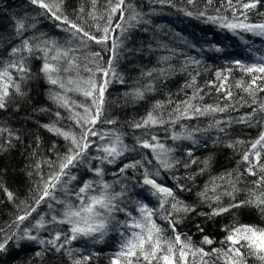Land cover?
<instances>
[{
    "label": "snow or ice",
    "instance_id": "snow-or-ice-1",
    "mask_svg": "<svg viewBox=\"0 0 264 264\" xmlns=\"http://www.w3.org/2000/svg\"><path fill=\"white\" fill-rule=\"evenodd\" d=\"M154 3L161 5L174 6L172 0H153ZM30 3L43 10L38 15L50 16L53 21L58 22L57 27L68 34L69 39L65 43H60L46 34L25 36L29 30L36 29L35 22H29V18L16 19L14 32L16 39L19 40L8 51V60L0 62V110L7 109V100L11 91L18 95H27L22 91L21 83H27L33 78L34 73L30 61L32 59L40 60L41 65L39 73L43 76L45 82L50 86L49 99L57 109H64L67 113V119L72 121L79 133L59 126V121L63 119L61 112L57 110L54 115L56 121L41 125L56 136L62 137L67 142L66 150L56 154V160H38L34 165L36 171L40 173L41 166L47 164L51 171L45 178L40 174V180L35 186L34 204H28L22 207L17 205L19 214L5 228H0V257H7L12 248L19 249L23 242L34 243L40 246V250L35 252V257L43 262L49 253L60 254L68 257L71 264H90L92 255L81 254L82 250L74 247V242L80 240H90L92 243L103 242L106 236L114 228L119 233V250L115 252L110 260V264H190L189 256L193 258L191 264H196V258L199 257V264H210L205 257L216 256L217 260H222L223 264H247L249 257H255L264 264V228L255 225H232L225 227L222 231L226 236L220 241L221 248H213L211 252L203 247L193 244L191 236L178 231L177 225L180 224L189 214L196 213L198 216L211 220L229 212L233 208H240L251 205L264 214V131L258 138L249 142L250 147L243 153L241 162L246 167L244 172L249 176L255 177L251 181L253 188L248 190V198L236 201V193L241 191L236 183L228 181L229 188L220 191L223 185L217 184V179L213 178L206 183L204 188L196 195L201 204L207 206L210 211L197 212L195 204H189L181 199L177 194L179 192H191L192 189L182 180L195 182L197 175L202 174L211 165V158L202 161L204 167L199 172L180 176L176 170L183 166L185 169L197 163L193 158V151H187L188 159L182 161L174 156L176 149L166 146L162 143L158 135L151 132L152 128L170 125L173 128L178 121L182 119H194L198 116L208 114L223 113L228 108L233 107L231 100L233 92L228 85L231 69H226L225 73L216 72L218 84L210 82L211 87H215L217 92L223 91L224 100L228 104L217 103L215 105H205L195 103L197 99L203 100L199 95L203 89L196 87V76L193 75L191 82L185 87L193 88L192 96L175 103L172 111L168 112V119L164 118L162 109L165 108L163 101H156L152 110L139 121L131 123L134 130L144 129L140 136H136V144L128 145L124 142L123 135L116 129L100 131L98 124H115L116 121L105 116V93L108 86L116 80L124 83L123 76L117 72L114 65L117 49L121 48L124 39H127L125 33L129 28L138 24H147L144 14L126 0H107L105 13L106 22L100 24L99 21L104 16L98 13V0H91L92 8L87 13V19L84 18V7L81 6L76 20L70 19L63 10L64 0H30ZM187 3L195 4V0H187ZM213 0H207L206 8L211 5ZM228 9L232 11V19L226 16H206V11H201L200 16H206L208 21L219 22L221 28H227L233 34L237 30L252 33L256 36L264 37V22H249L248 11L257 9V6L264 4V0H227ZM223 6V5H222ZM238 6V7H237ZM119 12L120 20L125 21V12H128V28L123 27L121 23H116L113 27V18ZM219 12V9H217ZM239 12V15L237 13ZM186 15H193L192 12L185 10ZM264 16V13H258ZM242 17V18H241ZM35 20V18H31ZM88 19L94 23L91 27L100 32L97 36L86 27ZM77 21H83L78 23ZM135 22L133 24L132 22ZM120 29V36H113L116 29ZM109 41L111 46L109 47ZM89 42L100 45L104 51H111L112 57L107 60V67L102 63L104 58L101 52H85L89 47ZM219 51L220 49H216ZM83 59V63H82ZM170 59L168 56L160 58L161 64H166ZM194 64L200 62L194 58H189ZM240 71L251 76L250 81H237L236 87L248 94L251 103L247 104L252 108L250 113H245L236 120V123L246 124L248 126L264 125V98L259 97V93H264V63L244 64L237 60ZM93 65V67H89ZM174 69L171 65L159 69L142 71L143 77H154L164 79L172 74ZM82 73H88L87 76ZM98 74L100 76L98 77ZM198 75V73H197ZM156 85L153 81L140 88L133 89L126 93L132 100L145 99L146 93L154 92ZM75 94L83 97L82 100H76ZM243 99V98H242ZM174 102L169 99L168 104ZM244 106V105H242ZM47 111V109H40ZM223 123L217 120L215 122L219 132H226V128L219 127ZM233 121L227 124L231 127ZM211 128L212 125H209ZM208 129L186 128L181 125V131H171L170 138L173 141L188 140L196 145V134L199 131ZM165 131H168L165 128ZM0 137H6L4 144L8 147L13 146V141H21L22 138L18 132L11 128L0 125ZM237 144H243L244 141H237ZM206 146V145H205ZM95 151V155L90 153V149ZM137 147L151 151L152 157L142 154L140 159H135L123 163L113 175L126 174L129 169H140L141 180L137 184L141 187L148 186L150 194L158 200V207H149L142 201H136V211L139 215H133L125 206L124 197L127 195V185L124 180H117L109 183L104 180V165H116L126 153L136 151ZM228 147L235 148V144H229ZM39 148V138L37 137V149ZM55 148V145H53ZM0 150H7L4 145H0ZM33 157L38 155L37 151L32 153ZM156 161L158 167L152 166V160ZM92 161H98L96 166ZM87 167L98 179H89L82 182L76 189H70L68 186L77 180L73 169ZM168 172L170 178L175 182V189L161 184L159 177L161 172ZM32 175V173H29ZM231 173L228 176L231 177ZM243 173L236 177L240 180ZM124 179H127L124 176ZM120 184V191L115 190V185ZM7 199L14 202V193L9 191L3 185ZM230 189V190H229ZM57 193H63L64 198L57 196ZM224 196H228L231 202L227 205L222 203ZM75 198L74 202L72 198ZM46 204L49 210L48 214H39L38 219L30 227H22L24 222L32 217L33 213L41 205ZM216 205L213 207V205ZM55 205L62 207L57 209ZM118 213H124L126 219L119 220ZM50 215V219L47 216ZM167 221L172 230V236L165 235V230L156 222V217ZM60 225H67V230H63ZM200 232L204 228L196 225ZM41 232H48V237L44 238ZM202 244L212 245L213 239L204 235ZM226 246V247H225ZM95 255V253H93ZM212 264H215L213 261Z\"/></svg>",
    "mask_w": 264,
    "mask_h": 264
},
{
    "label": "trees",
    "instance_id": "trees-1",
    "mask_svg": "<svg viewBox=\"0 0 264 264\" xmlns=\"http://www.w3.org/2000/svg\"><path fill=\"white\" fill-rule=\"evenodd\" d=\"M115 0H113V3ZM132 4L137 11L144 14V19L148 20L147 24H138L128 29L125 33L127 39L121 48L117 49L114 65L118 73L124 78V83L116 80L108 86L105 93V116L116 121L115 124H98L97 128L100 131L116 129L123 135L124 142L130 146L136 144V136L142 135L144 129L134 130L131 123L139 121L152 110L156 101H163L165 108L163 112L164 118L168 119V112L172 111L175 103H179L192 96L193 88L185 87L191 82L192 76H196V87L203 89L199 95L203 96V100L197 99L194 101L198 104L215 105L228 104V100H224L223 91L217 92L215 87L210 86V82L219 83L216 79V72H225L226 69H231L230 78L227 82L233 92L231 104L233 107L228 108L223 113L208 114L198 116L194 119H182L177 122L173 128L170 125H165L163 128H152L151 132L158 135L160 141L168 147L176 149L174 156L182 161L188 159L187 151H193V158L197 163L191 165L188 169L180 166L176 170V174L184 176L186 174L199 172L204 165L202 161L211 158V165L202 174L195 178V182L182 180L181 183L187 184L191 192H179L177 194L181 199L189 204L197 206V212H207L210 209L201 204L197 193L201 191L206 183H209L213 178L224 177L217 179L216 183L223 185L224 189L229 188L228 181L232 180L236 183L237 188L241 191L237 192L236 201L245 200L248 198V190L254 185L251 181L255 177L249 176L244 172L246 165L241 162L243 153L250 147L251 141H254L262 131L264 125L248 126L246 124L236 123L239 117L245 113H250L252 108L245 104L251 103V99L242 88L236 87L237 81H250L251 76L240 71L238 65L234 62L239 60L244 64L264 63V37L253 35L252 33L237 30V34H233L227 28H221L219 22L213 23L208 21L206 16H226L229 20L232 19V11L227 10V0H213L211 5L206 8L207 0H195V4H188L187 0H172L174 6L167 4L161 5L154 3L153 0H126ZM107 0H98V13L104 16L100 20V24L106 22L107 16L105 6ZM223 5V6H222ZM84 7V18L87 19V13L92 8L91 0H64L63 10L70 19L76 20L79 14L80 7ZM238 7V6H237ZM219 9V12H217ZM185 10L192 12L193 15H186ZM43 10L33 6L30 0H0V62L9 59L7 53L12 46L19 43L15 37L14 25L16 19L29 18V22L36 23V29L29 30L25 36L33 34H46L48 37L54 38L60 43H65L69 39L67 33L57 27L56 21H53L50 16L38 15ZM201 11H206V16H200ZM258 13H264V4L257 6L255 10H249V22L259 23L264 22V16ZM239 15V12L237 13ZM128 12H125V21L120 20L119 12L113 18V27L116 23H121L123 27L128 28L127 23ZM35 18L32 20L31 18ZM242 18V17H241ZM81 23L83 21H77ZM93 21L88 19L86 27L97 36L101 35L96 32ZM135 24V22H132ZM113 36H120V29H116ZM111 41H109V47ZM216 49H220L217 51ZM101 52L103 56V64L107 67V60L112 57L111 51H104L100 45L94 42H89L88 49L85 52ZM168 56L170 59L166 64H161L160 58ZM189 58L198 60L199 64H194L189 61ZM82 59V63H83ZM33 78L27 83H21L22 91L27 95L21 96L11 91V95L7 100V109L0 110V125L11 128L18 132L22 138L21 141H13V146L8 147L4 144L6 137H0V145H4L7 150H0V185L6 187L14 193L15 201H9L2 188H0V228H5L19 214L17 205L26 207L28 204H34L33 196L35 195V186L40 180V174L46 178L51 169L47 164L41 166L40 173L34 167L38 160H56V154H62L67 148V142L59 136L49 132L41 125L49 124L57 120L54 113L59 110L63 119L59 121V126L70 128L79 133V128L67 119L68 113L64 109H57L49 99L50 86L45 82L43 76L39 73L41 61L32 59L30 61ZM171 65L174 71L170 76L164 79H156L154 77H143L142 71L151 69H159ZM93 67V65H89ZM198 73V75H197ZM87 76L88 73H82ZM100 74H98V77ZM153 81L156 85L154 92L146 93L143 100H132L126 93H130L135 88H140ZM76 100H82L83 97L75 94ZM260 98H264V93L258 94ZM243 98V99H242ZM171 99L174 103L168 104ZM244 105V106H242ZM47 109V111H40ZM222 121L219 127L226 128V132H219L215 122ZM233 121L231 127L228 126V121ZM181 125L186 128L208 129L207 131H199L195 139L196 145H193L188 140L173 141L170 138L171 131L180 132ZM209 125H212L210 128ZM165 128L168 131H165ZM37 137L39 138V148L37 149ZM237 141H244L243 144H237ZM229 144H235V148L228 147ZM55 145V148H53ZM206 145V146H205ZM38 152V155L33 157L32 153ZM92 155H95L94 147L89 150ZM264 152V149L261 150ZM142 154H146L151 159L150 150L137 147L136 151L126 153L116 165H104L105 175L104 180L112 183L117 180H124L127 185V195L124 197V206L132 212L133 215H139L136 211V201H142L149 207L157 208L158 200L150 194L148 186H139L138 180L142 177L139 175L140 169H129L126 174L113 175L114 172L122 166L123 163L140 159ZM99 162L92 161V165L96 166ZM264 163V160H262ZM152 166L158 167L156 161L152 160ZM77 176V180L73 181L68 187L70 189L78 188L83 181L89 179H98L92 172L88 171L87 167L73 169ZM32 173V175H29ZM231 173V177L228 176ZM243 173L240 180L236 177ZM124 176L127 179H124ZM159 182L166 186L175 189V182L170 178L168 172H161ZM121 185L116 184L115 190L120 191ZM230 190V189H229ZM57 196L64 198L63 193H57ZM74 202L75 198H72ZM231 202L228 196H224L222 203L227 205ZM216 205L214 204L213 207ZM57 209L61 205H55ZM49 210L46 204L41 205L37 213H33L32 217L24 222L22 227H30L35 219H38L39 214H48ZM50 219V215L47 216ZM119 220L126 219L124 213H118ZM156 222L165 230V235L172 236V230L164 219L156 217ZM200 224L204 228V232H200L196 225ZM255 225L264 228V214L260 210L251 205L240 208H233L229 212L221 216L207 220L205 217L198 216L196 213L189 214L180 224L177 225L178 231L191 236L193 244L203 247L206 251L211 252L213 248H221L220 241L226 236V232L222 231L225 225ZM63 230H67V225L57 226ZM40 235L44 238L48 237V232H41ZM207 235L213 239L212 245L202 244L203 236ZM119 233L115 228L110 231L103 242L92 243L90 240H80L74 242V247L82 250L81 254L92 255L90 264H110L112 255L119 250ZM226 247V246H225ZM40 250V246L34 243L23 242L21 248H12L7 257H0V264H71V260L63 255L49 253L45 256L43 262L40 258L35 257V252ZM95 253V255H93ZM191 264L193 258L189 256ZM215 264H223L222 260H217L216 256L205 257ZM196 264H199V257L196 258ZM247 264H261L255 257H249Z\"/></svg>",
    "mask_w": 264,
    "mask_h": 264
}]
</instances>
